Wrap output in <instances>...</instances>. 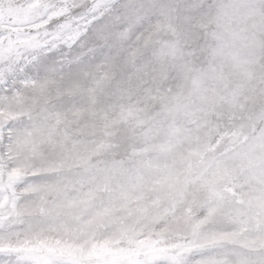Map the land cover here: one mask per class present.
<instances>
[{
	"label": "snow or ice",
	"instance_id": "1",
	"mask_svg": "<svg viewBox=\"0 0 264 264\" xmlns=\"http://www.w3.org/2000/svg\"><path fill=\"white\" fill-rule=\"evenodd\" d=\"M0 264H264V0H0Z\"/></svg>",
	"mask_w": 264,
	"mask_h": 264
}]
</instances>
